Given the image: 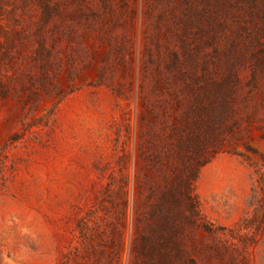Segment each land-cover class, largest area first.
<instances>
[{
  "label": "rangeland",
  "instance_id": "1",
  "mask_svg": "<svg viewBox=\"0 0 264 264\" xmlns=\"http://www.w3.org/2000/svg\"><path fill=\"white\" fill-rule=\"evenodd\" d=\"M0 264H264V0H0Z\"/></svg>",
  "mask_w": 264,
  "mask_h": 264
}]
</instances>
